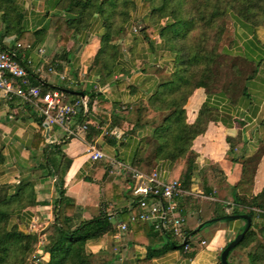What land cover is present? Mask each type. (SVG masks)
Instances as JSON below:
<instances>
[{"label":"crops","instance_id":"obj_1","mask_svg":"<svg viewBox=\"0 0 264 264\" xmlns=\"http://www.w3.org/2000/svg\"><path fill=\"white\" fill-rule=\"evenodd\" d=\"M60 1L18 0L17 7L23 13V28L47 29L51 15L59 12ZM135 1L136 9L131 14L133 22L117 41L119 55L110 77H100L95 68L90 69L104 31L98 14L93 15L87 30L67 43L69 59L61 63L62 71L57 68L55 71L49 70L53 65L52 59L61 51L50 32L29 54L25 56L26 52H22V59L26 61L32 78L42 85L75 93V96L63 93L66 101L79 97L87 99L91 91H97L106 100V106L93 102L89 117L95 128L89 127L82 133L84 140L68 138L64 128L46 124L45 139L40 146L60 144L66 140L62 144V151L70 159V165L64 176V187L66 194L80 208L83 219L98 214L102 207L103 191L100 181L86 178L90 176V166L94 162L85 154V143H94L108 158L119 162L117 167L110 166V169L117 171L110 173L114 183L123 186L138 183L131 171L138 168L131 163L152 127H138L135 133H126L125 123L133 125L138 121L141 102L147 100L160 83L169 80L173 71L174 57L163 41L158 36L145 40L141 33L133 31L134 26H142L140 19L144 18L141 0ZM2 42L11 48L14 36H5ZM39 49L44 52H39ZM220 49L227 63L231 59H241L239 63L244 62L243 71L251 74L249 77H236L239 84L235 90L223 89L220 84L212 92L197 88L188 98L185 104L188 122L195 120L201 105L212 108L206 130L192 141L191 148L197 153L196 168L189 189L191 193L182 198L179 207L184 217L183 228L192 230L193 234L185 236L189 242L188 250L168 248L153 257L152 264H222V250L246 227L247 220L232 216L206 225L202 224L203 221L210 219L214 213L231 212L234 186L238 185L237 191L246 195L257 194L264 187V26L253 27L232 16ZM61 75L64 77L61 78ZM219 78L227 81L234 77ZM28 79L31 82V77ZM58 80L63 83L57 85ZM0 105V147L5 155V162L0 166V183H13L28 175L25 167L36 159L31 144L40 126L19 99L9 102L0 92ZM114 112L123 114L125 121L122 126L110 128ZM98 114L107 115V120L101 119ZM72 123L80 124L77 119ZM255 156L254 168L243 176L245 161ZM39 159L42 160V156ZM168 166L162 163L151 170L146 166L139 170L147 173L156 170L161 179L168 180ZM35 190L39 204L27 207L20 214V226L31 231L41 230L52 221V202L58 195L55 177H38L35 179ZM215 203L221 204V211ZM113 205L118 208L128 205V202L126 199L115 200ZM111 219L116 230L86 244L95 264H139L146 256V248L131 244L130 225L126 231H120L117 226L125 221L119 220L116 214H112ZM197 233L202 236L196 237ZM174 238L183 242L178 237ZM257 244L258 241H253L247 246L233 247L227 255L228 263L250 264L248 253L253 252ZM47 257L45 254L44 258Z\"/></svg>","mask_w":264,"mask_h":264},{"label":"trees","instance_id":"obj_2","mask_svg":"<svg viewBox=\"0 0 264 264\" xmlns=\"http://www.w3.org/2000/svg\"><path fill=\"white\" fill-rule=\"evenodd\" d=\"M17 1L0 0V22L3 26L0 46L15 50V57L27 69L31 84L38 85L43 91L60 89L42 85L32 78L26 61L22 59V52H26L25 56L29 54L50 32L61 47L51 64L57 63V70L62 71L61 63L69 59L67 43L88 29L95 14L101 17L104 31L90 69L95 68L100 77L113 74L119 55L116 44L133 22L131 14L136 9L135 0H61L59 12L51 15L47 29L36 30L23 28V13L18 9ZM141 3L144 18L140 19L142 26H138V33L145 40L158 36L174 59L170 79L160 83L156 91L141 102L138 121L133 125L125 123L126 133H135L138 127H152L131 164L134 168L146 166L151 170L167 163V179H177L189 190L197 159V153L191 148L192 141L206 130L212 108L206 104L201 105L195 120L188 122L185 104L197 88L212 92L221 84L223 89L235 90L239 84L236 77L250 76V72L243 71L244 62L239 63L241 59H231L227 63L220 47L232 16L253 27L264 26V0H141ZM5 36H14L13 47L3 44L2 38ZM219 77L234 78L222 81ZM61 92L75 96V93ZM17 99L38 121L40 127L31 144L36 159L33 164L25 167L29 171L28 175L13 183H0V264H95L86 244L116 230L112 214L128 222L130 215L138 211L140 196L133 194L132 182L128 184L124 180L128 186L113 182L108 160L94 161L90 166V176L86 178L102 183V207L97 215L83 219L80 208L66 194L64 187V176L70 165V159L62 151V144L66 140L60 144L48 143L40 147L45 139L46 120L31 103L23 102L17 96L8 101ZM94 101L106 106V100L101 94L91 91L87 97L86 112L81 110L76 118L80 123H87L91 129L95 128L89 117ZM98 116L107 120V115ZM124 121L123 114L114 112L110 128L122 126ZM39 156H42V160ZM255 160L256 156L245 161L243 176L246 171L254 168ZM4 162L5 155L0 147V166ZM48 176L55 177L58 193L52 202V221L38 231L23 229L20 226V214L27 207L39 204L35 179ZM237 186L233 188L231 212L214 213L202 224L247 214L251 224L236 246H247L258 241L254 251L248 253L249 263L264 264V187L257 194L246 195L240 194ZM123 199L127 200L128 205L115 208L114 201ZM129 225L131 244L144 246L147 250L139 264H152V258L168 248H184L183 242L176 241L167 232L155 230L150 222L137 221ZM183 232L186 237L193 234L189 229H183ZM35 252L36 258L33 259ZM45 254L48 255L46 259Z\"/></svg>","mask_w":264,"mask_h":264},{"label":"built area","instance_id":"obj_3","mask_svg":"<svg viewBox=\"0 0 264 264\" xmlns=\"http://www.w3.org/2000/svg\"><path fill=\"white\" fill-rule=\"evenodd\" d=\"M137 28L138 26H134L133 31L137 32ZM39 52L42 53L44 50L39 49ZM56 66L57 63H53L49 70L55 71ZM63 77L64 75H61V78ZM0 92L7 99L17 96L23 102L31 103L45 118L47 125L60 126L64 128L68 137L84 140L82 133L88 129V124L73 125L72 122L81 110L86 112L87 99L79 97L68 102L60 89L43 91L38 85L31 84L27 69L15 57V50L4 49L1 46ZM85 154L93 162L107 159L112 167L120 165L115 159L108 158L94 143H85ZM109 171L112 174L117 173L113 168ZM131 171L133 178L139 180L133 187V194L140 196L138 211L130 215L128 222H120L117 226L118 230L126 231L131 222H150L155 230L167 232L183 240L184 249L188 250L189 242L186 241L183 232L184 217L179 210L178 202L191 192L177 179H161L156 170L148 173L139 169H131ZM32 258H36V252Z\"/></svg>","mask_w":264,"mask_h":264},{"label":"water","instance_id":"obj_4","mask_svg":"<svg viewBox=\"0 0 264 264\" xmlns=\"http://www.w3.org/2000/svg\"><path fill=\"white\" fill-rule=\"evenodd\" d=\"M61 90L63 91H67L66 89L64 88H60ZM235 216H240L244 219L247 220V225L246 227L240 232L238 233L234 239H232L228 245H226V247L222 250V253H221V263L222 264H229L228 261H227V255L229 254L230 250L235 247L238 242L241 240V238L244 236L245 232L248 230L250 224H251V221H250V217L247 215V214H241V215H235Z\"/></svg>","mask_w":264,"mask_h":264},{"label":"rangeland","instance_id":"obj_5","mask_svg":"<svg viewBox=\"0 0 264 264\" xmlns=\"http://www.w3.org/2000/svg\"><path fill=\"white\" fill-rule=\"evenodd\" d=\"M57 83H58V84H57ZM57 83H56V84L59 85V84H61V83H63V82L60 81V80H58ZM192 197L194 198V196H192ZM193 198H192V199H193ZM196 199H199V198L196 197ZM215 204L217 205V209L219 208V211H221V208H220V205H221V204H220V203H215ZM189 219H190V217L188 218V220H189ZM201 236H202L201 233H197V234H196V237H198V238L201 237Z\"/></svg>","mask_w":264,"mask_h":264}]
</instances>
